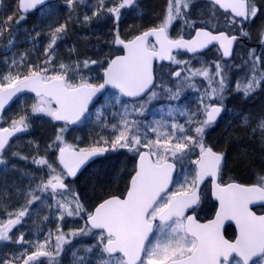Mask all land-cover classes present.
<instances>
[{
	"label": "snow or ice",
	"instance_id": "snow-or-ice-1",
	"mask_svg": "<svg viewBox=\"0 0 264 264\" xmlns=\"http://www.w3.org/2000/svg\"><path fill=\"white\" fill-rule=\"evenodd\" d=\"M44 2L18 0L16 23ZM82 2L68 0L69 7ZM208 2V19L201 21L200 26L195 20L187 19V10L194 5V0H168L165 15L155 27L128 41L120 39L117 28L113 43L121 45L124 54L106 60L54 64V46L67 28L66 24H61L51 32L43 61L36 65L29 63L24 72L10 70L0 76V121L4 119L5 107L17 94L31 92L35 94L30 108L32 115L44 114L53 121L64 122L52 144L47 146L57 153L55 163L49 162L46 156L32 158L33 163L47 168V179L41 178L35 188L29 190L25 206L5 211V217L0 218V241L23 247L19 256L2 259L0 264H44L42 257L47 264H58L56 258L63 252V246L71 242L69 235L73 238L90 236L94 240L83 248L82 255L73 252L74 264H264V175L257 176L256 182L248 185L217 182L224 154L213 151L204 142L205 130L223 111L222 101L228 86L226 65L217 60L210 66L192 69L188 61L178 60L173 54L174 51L179 54L180 50L197 54L216 44L222 50L221 59L231 57L232 46L237 40L234 33L239 31L247 36L244 24L257 15L258 9L253 0ZM135 4L136 0H115L112 5L97 0L92 15H85L84 21L90 22L106 12L118 22L121 10ZM12 19L10 15L0 21V37L9 30ZM177 19L194 29L188 39L183 35L177 38L170 35V28ZM165 60L184 65L181 70L169 73L177 78L172 87L166 86L162 78L161 83H156L154 61ZM23 63L21 57L20 61L13 60L12 66L19 68ZM244 64L245 75L235 83V89L247 97L264 86V62L253 49ZM92 65L102 68L101 83L92 82L91 76L81 72L82 68L89 69ZM196 77L206 81L202 90L197 87ZM185 88L199 93L196 110L171 103L180 99ZM108 89L115 90L108 93L111 107L121 109L112 113L118 119L111 125L114 133L111 138L100 137L85 148L67 143L64 139L67 127L82 122L93 98ZM161 99L170 102L166 109L162 106L160 110L171 120L162 117L147 124L139 119L153 101ZM100 116H103L102 111L98 119ZM180 117L184 123L179 122ZM29 127L27 115H19L7 127H0V164L5 163L3 155L11 138ZM258 127L264 135V120ZM150 134L154 138H150ZM117 149H128L136 154L138 163L134 174L121 194L109 193L89 210L81 202L80 194L65 180L76 177L90 159ZM193 153H197L195 160L191 159ZM189 164L195 166L191 173L183 176V182L175 190H170L173 173L178 167L183 172ZM209 178L219 208L214 219L201 223L195 215L201 199L199 186ZM37 193H47L51 197L55 207L61 210L58 220L65 215L83 214L84 226L68 234L57 227L56 234L49 232L43 241L25 240L22 233L15 236L13 229L19 230L17 226L29 215L28 208L41 199ZM257 204L261 214L253 208ZM227 221L234 222L238 230L233 239L224 234Z\"/></svg>",
	"mask_w": 264,
	"mask_h": 264
},
{
	"label": "rangeland",
	"instance_id": "rangeland-1",
	"mask_svg": "<svg viewBox=\"0 0 264 264\" xmlns=\"http://www.w3.org/2000/svg\"><path fill=\"white\" fill-rule=\"evenodd\" d=\"M114 2L115 0H105L106 5H112ZM147 3L150 4L152 6L151 8L154 10L149 17L156 19L155 24L158 25L165 15L168 0H137L133 9L123 14V21L132 22V20L134 19L135 21L137 17L145 16L147 14L145 11V5H147ZM96 6L97 0H83L82 3H77L73 7H69L68 0H57L46 4L35 13L25 17L24 20H19V23H16V20L19 18L14 20V17L12 16L13 19L9 22V30L6 31L2 37H0V76L7 74L10 70L13 72H24L27 70L29 63L36 65L43 61L46 58L45 48L50 41L51 32L54 28L61 24H66L67 28L65 32L60 34V38L57 39L54 46L55 59L53 63L57 66L59 63L72 65L77 62H82L85 59L106 60L109 58L108 54H111L112 52L116 53V50L112 49L114 46V37L111 29L113 17L108 13L103 12L99 17H94L90 22L84 21V16H91L92 11ZM208 9L209 7L205 6L195 9L193 5H190L187 10L189 12L187 19L196 20L201 23V21L208 19ZM9 10V3L2 1V4H0V21L7 19L9 16ZM192 16H195V18ZM178 20L179 19L174 22H177ZM184 25L186 24L184 23ZM260 25L261 21L253 24V30L250 34V38H256V31ZM174 27L171 29V33L177 36L180 32H182L183 28ZM117 28L119 31V25ZM184 28L186 31L190 29L188 26L187 28ZM70 32L75 33L77 38H73ZM256 39L259 41L260 35ZM77 42L80 44L78 45ZM84 42L87 47L85 49L81 47V45H84ZM255 52L261 57V61L264 62V45L260 51L255 50ZM21 57H23L24 63L19 68H13L12 61H20ZM247 59L248 56L242 55L239 60H237V63H232V65L225 64L228 86L225 89L224 99L222 101L224 105V118L221 127H209L205 130L204 142L209 147L214 148L217 144V140H214L213 137L216 135L218 137V134L226 127L231 126V124L234 126L239 124L246 128L250 132V136L260 140L259 142L263 143L262 146L264 147V135H262L261 130L258 127L262 118L258 117L256 120H252L250 116H242L237 110L239 109L236 103L237 97L240 98L241 101L242 99L246 101V98H254V95L259 93V91H264V86H261L247 97L242 92L236 91L235 83L244 77L246 72V65L244 64V61ZM204 64L205 62H199V66H197V64L193 62L191 68L198 69L203 66H209ZM81 72L85 76H91L92 82L98 83L102 75V68L99 65H92L89 69L82 68ZM71 74L72 73H70V75ZM203 84V86H205L206 82ZM200 88L202 90V87ZM111 92H115V90H111L108 93ZM108 93L105 97V101L111 102L112 104ZM198 95L199 94L195 91V93L188 97L186 101L171 103L176 107L196 110L199 103ZM34 102L35 96L33 95H24L20 97L18 101L5 112L4 119L2 120L3 125H9L10 121L17 118L19 115L28 116V123L30 125L29 129L25 132V134H23L21 139L13 140L9 150H13L15 147L17 148L21 144L20 142L25 141L28 145L30 154L26 157V159H28L27 161L20 158L12 161L6 157L4 158L5 163L0 165V183H6V189L8 186L9 189L12 186L11 189H14L16 192L5 195L2 198L0 197V218L5 217V211H15L25 206L27 204V193L30 189L35 188V185L41 180L39 175L40 171L36 172V166H33L32 169H28L29 171L26 170L27 167H30L28 164L29 159L36 157L37 154L39 152L41 153L44 148L40 143H38L36 137H33V135L36 134L35 131H37V127L42 128L45 126L50 130H52L51 128L53 126L57 127L54 129L55 134H57L59 128L61 127V125L53 124V120L44 114L32 115L30 113V108ZM169 103L170 102L166 103L163 107L166 109ZM238 106H240V104ZM160 109L161 107L153 109V117L151 119L147 120L142 118L141 120L147 124H151L153 121L159 120L162 117L171 120V118L167 117L165 112H162ZM100 112L98 111L97 113L96 111L93 114L90 113L84 120H82V122L67 129L64 133L65 141L78 147H85L91 143V141H88L86 138L88 133L92 132L90 135L93 136L96 134L95 136L98 137L99 140L100 137L98 134H100L103 130H105L106 133L101 137L111 138L114 134L111 129V125L115 123L111 122L113 121L111 118L115 119L116 123L118 119L113 116L112 113L119 112V106L111 107V118H109L107 113H104L103 116H100L98 119ZM232 116L233 121H231ZM179 122L184 123L183 117L179 118ZM105 124H107L108 127H105ZM39 125H42V127ZM141 130L143 131V127ZM150 138L154 137L150 134ZM45 139L46 137H43L42 140L46 141ZM118 150L119 166L111 167L112 170H114L115 167L117 169L112 177H114V181L116 183H121V188L123 187L122 189H125L128 177L133 169V161L130 163L128 157L133 155L136 156V154L130 152L128 149H117V151ZM191 159H197V153H193ZM113 162H116V159H114ZM194 167V165L189 164L186 165L183 172L179 169L175 187L178 186L179 183L183 182V176L185 174H190ZM223 173L231 174L226 160H224L223 163ZM257 175H264V167L262 170L260 169L257 173H254L251 180L256 181ZM38 177H40V179H38ZM47 177H45V180ZM235 179L241 178L236 177ZM94 183L95 181L91 180L90 183H88V186L91 187ZM175 187L173 190H175ZM89 194V196L80 197V200L84 204L85 208L90 210L100 198H96V194L93 192H89ZM37 195H40L41 199L33 202L28 208L29 215L25 216L23 223L17 226L19 230L17 231V229H13L15 236H19L22 233L25 240L36 241L39 239L43 241L49 232L55 235L57 227H60L65 234L83 227L84 220L81 218L83 214H81V216L72 217L65 215L62 220H58L61 210L55 207L54 201L51 197L47 193H37ZM44 217H47V219H44ZM68 239L71 242L63 246V252L56 258L58 264H74L75 257L73 256V252H77V255H82L83 248L88 246L90 243H94L93 238L90 236H77L73 238L69 235ZM24 247L27 246L25 245ZM48 247L51 248L52 245L50 244ZM22 251L23 247L20 244L0 241V260L10 259L13 256H19ZM41 260L44 261V264H47L46 258L42 257Z\"/></svg>",
	"mask_w": 264,
	"mask_h": 264
},
{
	"label": "flooded vegetation",
	"instance_id": "flooded-vegetation-1",
	"mask_svg": "<svg viewBox=\"0 0 264 264\" xmlns=\"http://www.w3.org/2000/svg\"><path fill=\"white\" fill-rule=\"evenodd\" d=\"M253 2L258 9L257 15L254 18H251L250 20L246 21L244 24L243 31L247 33V36L242 35L239 31H236L234 33L237 35V37H239V40L235 43V46L233 49V54L230 58H222L221 59V50H219V47L217 45H214L202 53L193 54V55H191L187 52H182V51H180L179 54L174 52L173 54L176 56V59L181 60V61H188L190 67L192 66L193 62H195L197 64V66H199V62H201V63L205 62L204 65L210 66V65H212V63L214 61H217V60H219V62L222 65H225V64L232 65V63H235V62L237 63V60H239V58L242 55L248 56L249 51H251L253 49H255L256 51H260L264 45V43H262V38H263V34H264V0H253ZM136 3H137V0H136ZM193 6L195 7V9H199L200 7H204V6L210 7L208 0H194ZM133 7L123 9L120 12L119 37L125 41H128V40L132 39L134 36L139 35L141 32L146 31L149 28L155 27L157 25V24H155L156 19L149 17L150 16L149 14H146L145 16H142V17H137V19H135V21L133 19L132 22L131 21L124 22L122 19L123 14L126 13L127 11L133 9ZM32 13L33 12H31L29 15H26V16H30ZM192 17L195 18V16H192ZM178 21H179V23H178ZM178 21L173 22V24L170 28V35L172 36V38H177L179 35H183L184 38H189V33H194V29L190 28L188 31H186L184 27L187 28V25H184V23H181L184 21L181 19H179ZM259 21H261V25L258 28V30L256 31V33H257L256 38L259 37V35H260V39L258 41L256 38L255 39L250 38V34L253 30L252 29L253 24L254 23L256 24ZM196 22H197V26H200L201 23L198 21H196ZM183 25H184V27H183ZM173 27L174 28H178V27L183 28L182 32H180L177 36L173 35V33H171V29H173ZM221 27H223L222 20H221ZM112 34L114 37L115 31L113 28H112ZM114 46L112 49H115L116 53L112 52L111 54H108L109 58L113 57L114 55H123L124 54V50H123L122 46H119V47H116V46L114 47ZM182 68H184V65L174 64L170 61L169 62L155 61L154 73H155L156 78H157L156 83L157 84L161 83V78H162V82L166 86L172 87L173 82L177 78L171 77L169 75V73L172 71H175V70H181ZM181 74L183 76L184 72L182 71ZM101 77H102V75H101ZM101 77H100V80L98 83L102 82ZM195 80H196V84H197L198 88L202 87L204 85L203 83L206 82V81H204L203 77H196ZM111 90H114V89H108L106 93H104L101 97H99L98 99L95 100V102L90 107L88 113L85 114V118L90 113L93 114L96 111H97V113H98V111L99 112L102 111L103 114L107 113L109 115V118H111V112H110L111 111V102L105 101V97H106L107 93ZM190 90H192V91H190ZM157 91H159V89H157ZM194 93H195L194 89L185 88L184 91L182 92L181 96H180V99L177 101H172V102L175 103V102L186 101L187 98L190 97ZM24 95L35 96V94H32V93H24V94L17 96V98L12 102V104L4 110V114L9 108H11L18 101V99L20 97H22ZM123 99L127 100L129 98H123ZM168 102L169 101H167L166 99L153 101L152 104L149 105V110L144 114L143 117H140L139 119H142V118L147 119V120L151 119L153 117V114H152L153 109H155L156 107L165 106V104ZM119 111H121L120 108H119ZM85 118H82V120H84ZM223 118H224V105H223V111L221 112L219 118H217L216 122L211 126V128L221 127V124L223 123ZM111 119L113 120V121H111L112 123L113 122L116 123L115 119H113V118H111ZM231 121H233V116L231 117ZM52 122H53V124L61 125V127H64V122H61V121H52ZM77 124L69 125L67 127V129L72 128L73 126H75ZM7 126L8 125H3L2 121H0V127H7ZM39 126L42 127V125H39ZM42 128L37 127V131H35L36 134H34V135L32 134L33 137H36L38 143H40L44 147L41 153L40 152L38 154L36 153L37 154L36 157L46 156L47 159L49 160V162L55 163V157H56L57 153L53 150H49L47 146L52 144L54 138L56 137V134L54 131L50 130L49 128H47L45 126H43ZM55 128H57V127H55ZM47 129L50 130V133L47 134V136H46L45 134L42 133V131L47 130ZM105 133H106V131L103 130L98 135H99V137H101ZM23 134H25V132L17 133L15 136H13L11 138V140L9 141V145L6 147V149L4 151L3 159L7 157L9 160L11 159L12 161H15L17 158H20V159L26 160V161L28 160V159H25V157H27L30 154L29 153L30 151L28 150V145L25 143V141L20 142L21 144L17 148L15 147L13 150H11V149L9 150L10 145L13 142V140L21 139ZM88 134H89V136H88ZM88 134L86 135V138L88 141L90 140L91 143L85 147H89L95 141L98 140V137L95 136L96 134L94 135L95 137L93 135H90V134H92V132H90ZM54 135H55V137H54ZM43 137H46V139H45L46 141L42 140ZM85 147H80V148H85ZM211 148L214 149L213 147H211ZM218 152H221V151H218ZM128 158H129L128 160L130 161V163L133 161V169L130 172V175H129L128 180H127V184L130 180L131 175L134 173V170L136 168L137 156L133 155V156H129ZM114 159H116V162H113ZM224 160H225V156H224ZM28 164L30 167L26 168L27 171H29L28 169H32L33 166L34 167L36 166V169H37L36 172L40 171L39 175L41 178L43 177L45 179V177L48 176L47 168L43 167V166H38L37 164L33 163L32 158L29 159ZM112 166H119V150L118 151L115 150L113 152L109 151V152L105 153L103 156H99V157L95 158L94 160L89 162L87 164V166L76 177H74L73 179H71L69 177L67 180H65V183L69 184L70 187L75 192L79 193L80 197L89 196L90 195L89 194L90 189H89L88 183L93 179H97L98 177H101L102 175H103V177H106L109 174H111V176H113L115 174V172L117 171V169L115 167L114 170H112L111 169ZM179 169L180 168L178 167V171H179ZM177 175H178V172L174 177L173 185H172L170 190H173L175 187ZM257 176H259V175H257ZM40 177H38V179H40ZM218 182L222 183V184H227L230 182H238L240 184L248 185V184H253L256 181H253L251 179L250 180L235 179L231 174L223 173V166H222V171H221V175H220ZM1 185H3V188L7 187L6 183H2ZM11 187L9 189V186H8V188L5 191H0V194L9 195V194L16 193L14 189H11ZM114 194L119 195V191L117 193H114ZM200 195H201V199H200L199 205L197 206V210H196L195 215H196V218L201 223H205L208 220L215 218V213L219 208V203L214 198V196L212 194V185L210 183V180L205 181V183L203 184V186L201 188ZM253 208L255 211H257V214H261L260 205L253 206ZM189 214H192L191 209L189 210ZM83 226H84V224H83ZM237 231L238 230L236 229V226L232 223H228L224 227V234H225L226 238H228V239H233L235 237V235L237 234Z\"/></svg>",
	"mask_w": 264,
	"mask_h": 264
},
{
	"label": "trees",
	"instance_id": "trees-1",
	"mask_svg": "<svg viewBox=\"0 0 264 264\" xmlns=\"http://www.w3.org/2000/svg\"><path fill=\"white\" fill-rule=\"evenodd\" d=\"M9 3L10 9L13 7V3H17L18 0H5ZM11 3V4H10ZM152 6L147 3L145 5V11L147 14L151 15L154 10ZM14 20L17 18V15H13ZM71 33L73 38H77L75 33ZM79 45L80 43L77 42ZM82 48H87L86 43L81 45ZM260 101V102H258ZM237 109L242 116H250L252 120L256 118L264 117V91L261 90L259 93L254 95V98L247 99L244 101L240 100L237 97ZM245 103V104H244ZM260 103V104H259ZM240 104V106H238ZM241 110V112H240ZM240 126V127H239ZM43 134L47 136L50 133V130H43ZM214 140H217V144L214 146V149L217 151H223L225 160L229 167V172L233 177H238L243 180H250L253 178V174L257 173L258 170H262L264 167V147L263 143H260L258 139L252 138L250 132L243 126L236 124L234 126L226 127L219 134L213 137ZM224 148V149H223ZM221 151V152H222ZM94 184L89 187L90 192L96 194L97 197H102L108 193H117L121 194L124 189H121V183H116L114 177L109 174L106 177H98L93 179ZM90 183V182H89ZM0 191H5L6 188H3V185L0 183ZM4 194H0L2 198Z\"/></svg>",
	"mask_w": 264,
	"mask_h": 264
},
{
	"label": "water",
	"instance_id": "water-1",
	"mask_svg": "<svg viewBox=\"0 0 264 264\" xmlns=\"http://www.w3.org/2000/svg\"><path fill=\"white\" fill-rule=\"evenodd\" d=\"M52 1H56V0H45V2H44L42 5H38L36 9H34V10H30L27 14H30L31 12H34V11L40 9L41 7H43V6H44L45 4H47L48 2H52ZM125 9H127V8H125ZM122 10H123V9H122ZM27 14H26V15H27ZM114 22H115V24L118 23V22H116V21H114ZM115 36H116V33H115V35H114V39H115ZM120 39H121V38H120ZM185 39H188V38H185ZM238 40H239V37H237V40L235 41V43H236ZM235 43H234L233 46H232V53H233V49H234ZM262 43H264V34H263V38H262ZM114 45H115L116 47L121 46V45H118V44H114ZM214 45H216V44L209 45L208 48H206V49L200 51L199 53H202V52L208 50L209 48H211V47L214 46ZM217 46H218V45H217ZM180 51L184 52L183 50H180ZM221 51H222V50H221ZM174 52H175V51H174ZM189 54L193 55L192 53H189ZM197 54H198V53H197ZM225 58H230V57H225ZM165 61H166V62H169V61H167V60H165ZM158 62H162V61H158ZM154 64H155V61H154ZM153 66H154V65H153ZM24 93H31V92H24ZM24 93H19V94H17V96H19V95H21V94H24ZM32 94H34V93H32ZM103 94H104V93H103ZM103 94H98L97 97H94V98H93V102H92V104L95 102L96 99H98L99 97H101ZM17 96L14 97L13 100H12L11 102H9V104L5 107V109H6L8 106H10V105L12 104V102L17 98ZM92 104L89 105V109H90V107L92 106ZM220 114H221V113H220ZM219 116H220V115H219ZM219 116H218L217 118H219ZM61 122H63V121H61ZM72 125H73V124H72ZM213 151H215V150L213 149ZM216 152H218V151H216ZM97 157H99V156H97ZM97 157H94V158L90 159V160H89V161H88V162L82 167L81 171L87 166V164H88L89 162H91L92 160H94V159L97 158ZM137 163H138V157H137L136 165H137ZM81 171H80V172H81ZM177 171H178V168H177V170L173 173V181H174V177H175ZM80 172H78L77 175H78ZM133 174H134V173H133ZM70 178L73 179L74 177H70ZM207 180H210V178H209V179H206L205 181H207ZM205 181L203 182V184L205 183ZM217 182H218V181H217ZM236 183H238V182H236ZM203 184H201V185L199 186V187H200V191H201V188H202ZM171 187H172V185H170V189H171ZM213 196H214V195H213ZM214 198H215V196H214ZM257 205H259V204H257ZM254 206H256V205H254ZM189 210H190V209H189ZM228 223H232V224H234V222L227 221V222H225L224 227H225ZM234 225H235V224H234Z\"/></svg>",
	"mask_w": 264,
	"mask_h": 264
},
{
	"label": "bare ground",
	"instance_id": "bare-ground-1",
	"mask_svg": "<svg viewBox=\"0 0 264 264\" xmlns=\"http://www.w3.org/2000/svg\"><path fill=\"white\" fill-rule=\"evenodd\" d=\"M2 1H5V0H2ZM36 12V11H35ZM35 12H33V13H35ZM32 13V14H33ZM17 15V18H19V13L17 12V3H13V7H11V9L9 10V16L11 15V16H13V15ZM27 15H29V14H27ZM27 17V16H26ZM22 20H24V19H22ZM119 25V21H118V23H116L115 24V22H114V19H113V21H112V24H111V29L113 28L114 29V31H115V33H116V28H117V26ZM53 131H54V129H55V127L53 126L52 128H51ZM123 188V187H122ZM121 188V189H122ZM109 194V193H108ZM108 194H105V195H103L102 197H107V195ZM101 198V197H100Z\"/></svg>",
	"mask_w": 264,
	"mask_h": 264
}]
</instances>
